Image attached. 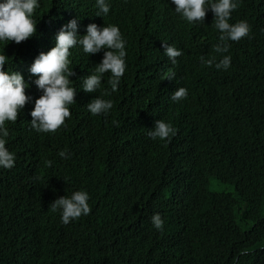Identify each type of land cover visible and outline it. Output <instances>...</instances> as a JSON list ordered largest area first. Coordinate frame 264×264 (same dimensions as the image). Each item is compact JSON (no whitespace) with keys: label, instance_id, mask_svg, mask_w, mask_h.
<instances>
[{"label":"trees","instance_id":"16d2710c","mask_svg":"<svg viewBox=\"0 0 264 264\" xmlns=\"http://www.w3.org/2000/svg\"><path fill=\"white\" fill-rule=\"evenodd\" d=\"M95 3L85 0L79 27L99 22ZM36 11L32 40L0 41L4 70L21 73L31 97L5 125L15 165L0 167V264H264V13L248 18L252 42L242 38L226 54L231 66L217 70L192 46L214 40L215 25L188 22L168 0H113L103 22L148 48L127 55L118 90L103 96L113 103L107 115L93 116L79 97L64 126L38 133L30 113L42 91L29 69L55 46L60 22ZM163 43L182 51L175 64ZM91 65L75 46L70 69L80 77ZM178 87L187 98L170 100ZM159 119L176 129L168 140L148 136ZM78 190L92 212L65 225L49 205ZM157 213L163 230L152 224Z\"/></svg>","mask_w":264,"mask_h":264},{"label":"clouds","instance_id":"9594fccd","mask_svg":"<svg viewBox=\"0 0 264 264\" xmlns=\"http://www.w3.org/2000/svg\"><path fill=\"white\" fill-rule=\"evenodd\" d=\"M140 1L161 7L165 0ZM168 1L175 5L176 13L188 22L208 23L211 28L215 25L219 30L214 40L203 37L192 42L195 54L202 55L201 61L209 67L215 63L217 70H227L231 66V57L226 54L244 40L249 41L247 37L251 29L248 18L253 14L259 15V11L264 13L255 0H250L245 5L242 4L243 0ZM41 2L42 0H0V41L19 44L30 37L32 40L37 29L36 9L46 17L59 20L55 46L46 53L41 52L29 69L30 74L37 77L35 85L42 91L30 113L31 127L38 133H55L65 125L66 118H70L69 106L75 104L79 97H83L82 108L87 107L93 116L101 113L107 115L113 103L103 96L118 90L126 71L127 55L132 54L136 46L145 51L150 43H145L136 36L126 38L117 25L103 22L102 17L109 13L113 0H96L94 19L99 22L87 27H79L77 18V12L83 9L85 0H48L39 10ZM77 45L83 49L86 58L92 59L88 73L80 77L70 69L73 48ZM162 46L172 64L183 54L175 46L165 43ZM8 60L9 57L0 54V167L5 169H11L15 165V155L6 147V138L9 136L6 122L15 123L21 110L31 99L26 94L28 85L22 74L4 70ZM175 75V72H168L165 73V78L172 81ZM187 95L185 87H178L167 96L170 100L180 101L186 99ZM175 134L176 129L172 124L162 119L155 121L154 127L148 132L153 140H168ZM66 152V149L62 150L58 155L67 158ZM44 163L46 167L51 166V161ZM88 200V193L78 190L71 196L55 199L49 206L53 212L61 211L62 223L67 225L71 220L82 215L87 218L91 214L92 206L88 204ZM152 224L157 230H163L164 220L159 213L152 217Z\"/></svg>","mask_w":264,"mask_h":264}]
</instances>
